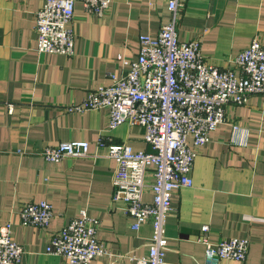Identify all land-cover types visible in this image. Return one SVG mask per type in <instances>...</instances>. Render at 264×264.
I'll list each match as a JSON object with an SVG mask.
<instances>
[{
  "label": "crops",
  "instance_id": "obj_1",
  "mask_svg": "<svg viewBox=\"0 0 264 264\" xmlns=\"http://www.w3.org/2000/svg\"><path fill=\"white\" fill-rule=\"evenodd\" d=\"M44 3L0 0V227L11 224L24 249L22 264H66L47 248L54 234L85 211L101 222L98 239L110 252L92 264H135L129 258L147 255L153 227L147 223L133 232L126 205L113 201L117 162L108 157V147L128 144L135 152H151L144 129L123 124L110 130L108 110L76 107L96 86H110L112 75H125L128 68L119 58L136 60L140 36L157 38L174 16L163 1L113 0L111 10L96 18L79 2L72 22L75 55L67 57L37 52L35 20ZM176 30L181 42L200 40L209 65L234 68L253 40L264 44V0H184ZM7 103L15 104L14 114L1 107ZM226 117L205 146L195 148L189 138L197 153L194 186L173 196L165 264H206V247L198 241L203 226L214 244L248 239L246 264H264V97L228 106ZM72 141L88 142L89 155L57 163L41 155L47 146ZM152 183L149 168L147 203ZM43 201L53 206L49 226H23L21 208Z\"/></svg>",
  "mask_w": 264,
  "mask_h": 264
},
{
  "label": "built area",
  "instance_id": "obj_2",
  "mask_svg": "<svg viewBox=\"0 0 264 264\" xmlns=\"http://www.w3.org/2000/svg\"><path fill=\"white\" fill-rule=\"evenodd\" d=\"M166 2L173 20L162 26L159 36H140V51L134 61L119 58L128 68L123 76L112 75L110 86H96L76 111L108 110L110 130L123 124L144 129L151 152H135L128 144L108 147V157L117 162L113 177L114 202H123L133 221L135 233L151 223L153 235L147 255L130 257L135 264H165L168 251L166 223L173 208L174 194L192 188V171L197 158L189 145L205 146L211 132L227 121V107L245 106L250 97H264V44L253 40L236 57L235 67L220 70L207 63L200 40L181 42L176 24L177 12L184 0ZM85 11L103 18L113 0H45L36 14L39 54L75 55V32L72 22L77 3ZM14 114L16 106H3ZM102 144V143H101ZM90 144L85 141L62 142L41 150L42 157L57 163L67 157L86 158ZM153 169L152 202L144 201L146 176ZM21 224L46 228L51 223L53 206L46 202L29 203L20 212ZM101 222L81 212L54 234L47 248L49 254L61 257L66 264H92L97 258L110 255L107 245L98 239ZM198 241L206 247V264L236 261L246 264L250 251L248 239L232 238L214 244L210 228L203 226ZM23 247L12 235V226L0 227V264H22Z\"/></svg>",
  "mask_w": 264,
  "mask_h": 264
}]
</instances>
